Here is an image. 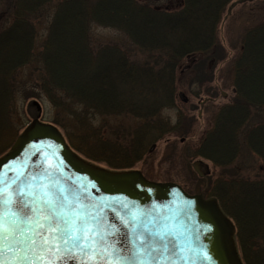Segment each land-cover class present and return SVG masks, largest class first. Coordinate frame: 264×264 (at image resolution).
<instances>
[{"label":"trees","instance_id":"1","mask_svg":"<svg viewBox=\"0 0 264 264\" xmlns=\"http://www.w3.org/2000/svg\"><path fill=\"white\" fill-rule=\"evenodd\" d=\"M153 1L7 0L0 24V129L18 93L45 99L50 123L69 147L110 169L132 168L167 135L175 137L173 146L180 138L185 144L192 119L176 109L171 123L163 112L176 107L179 82L210 93L206 85L226 58L218 26L239 0H180L172 8ZM92 25L120 32L126 45H93ZM40 29L45 34L37 41ZM227 70L233 96L214 107L191 152L220 172L195 180L206 183L199 193L214 197L233 222L242 263L264 264V20L242 30ZM14 136L7 135L6 148ZM245 157L259 164L252 169L240 161ZM180 159L188 164L186 156Z\"/></svg>","mask_w":264,"mask_h":264},{"label":"water","instance_id":"2","mask_svg":"<svg viewBox=\"0 0 264 264\" xmlns=\"http://www.w3.org/2000/svg\"><path fill=\"white\" fill-rule=\"evenodd\" d=\"M178 97L186 102L182 93ZM25 112L29 123L0 157V214L5 228L13 211L10 201L15 200L10 187H23L26 198L36 199L42 188L54 186L73 201L87 197L93 206L88 211L99 219L101 235L114 232L112 239L120 242L116 251L122 256L130 255L128 250L141 233H151L150 239L163 233L165 243L179 248L178 264H242L235 227L214 197L189 194L173 182L146 180L137 170L92 166L69 148L55 126L39 120L42 110L36 100L27 102ZM191 167L199 177L208 173L201 160ZM29 192L34 195L28 197ZM3 259L8 264L11 256L5 252Z\"/></svg>","mask_w":264,"mask_h":264},{"label":"rangeland","instance_id":"3","mask_svg":"<svg viewBox=\"0 0 264 264\" xmlns=\"http://www.w3.org/2000/svg\"><path fill=\"white\" fill-rule=\"evenodd\" d=\"M179 2L180 0H157L153 1L152 4L162 8H172ZM4 18L7 19V0H0V24L3 22ZM260 20H264V0H248L243 2L242 0H239V2H236L231 7L229 6L228 11L225 10L223 18L218 26L217 36L225 50L226 58L214 68L212 80L206 85V87L210 88V93L214 95L216 92V95L212 97L210 93L207 94L205 92L206 88L204 87L196 85L188 87L181 82L177 83L176 95L177 93H182L186 102L180 101L176 96V107L174 109L165 110L163 116L167 117L170 122L173 123L175 120L176 109H178L192 119L190 132L186 136L187 141L183 144L177 139V143L175 142L176 144L173 146L171 142L176 140L175 137L167 135L165 138L156 141L154 143V148L148 152L150 153L149 156H145L143 160L137 162L132 168H130V170L139 171L146 180L152 182L176 183L189 194H198V190L202 189L206 184H199L196 182V178L202 179L206 177L208 179H213L216 177L220 172V168L215 167L209 160L202 157H192L191 152L197 145L202 132L207 127L210 114L214 107L228 102L233 96L232 88L227 83L229 74L227 64L237 51L238 41L242 30ZM44 34L45 31L43 29L38 30L37 41L40 40ZM90 36L93 45L108 42L118 43L120 45H126L127 43L120 32L107 27L92 25L90 28ZM22 75H25V72L22 73ZM29 100H36L40 104L42 112L39 120L51 124L50 118L53 116V112L49 103L45 99L42 97L25 99L23 95L17 93L15 95V109L12 110L8 119H4L2 124L4 127L0 129V132L5 136L0 140V157L9 151L14 139L29 123L30 119L25 112V106ZM199 113L200 115H198ZM10 134L11 136L15 134V136L10 142V146L6 148L7 135ZM75 153L79 158L83 159L90 165L102 169H109L104 163L89 161L85 159L83 155L77 152ZM171 155L176 156L173 161L169 160ZM180 156H186L185 160L188 164H184V161L180 159ZM195 160H201L206 164L208 173L205 177H199L192 170L191 163ZM240 161L252 169L253 166L256 167L259 164L255 158L250 159L245 157L240 159ZM234 242L236 244V238H234Z\"/></svg>","mask_w":264,"mask_h":264},{"label":"snow or ice","instance_id":"4","mask_svg":"<svg viewBox=\"0 0 264 264\" xmlns=\"http://www.w3.org/2000/svg\"><path fill=\"white\" fill-rule=\"evenodd\" d=\"M10 191L15 200L10 201L13 211L7 228L0 214V264H5V252L11 256L8 264H178L179 248L165 243L163 233L156 239L141 233L130 255L117 253L120 242L112 239L114 232L101 235L100 221L88 211L93 206L86 196L73 201L54 186L42 188L36 199L26 198L23 187Z\"/></svg>","mask_w":264,"mask_h":264}]
</instances>
